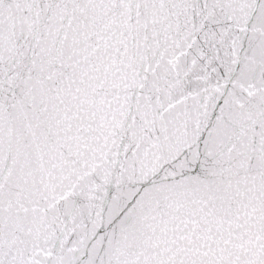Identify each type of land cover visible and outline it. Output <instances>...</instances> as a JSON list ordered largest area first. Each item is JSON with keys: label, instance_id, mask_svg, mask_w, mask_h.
<instances>
[{"label": "snow or ice", "instance_id": "6c2138e0", "mask_svg": "<svg viewBox=\"0 0 264 264\" xmlns=\"http://www.w3.org/2000/svg\"><path fill=\"white\" fill-rule=\"evenodd\" d=\"M0 264H264V0H0Z\"/></svg>", "mask_w": 264, "mask_h": 264}]
</instances>
